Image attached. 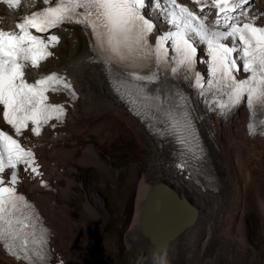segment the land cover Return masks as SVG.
<instances>
[{
	"label": "snow or ice",
	"instance_id": "obj_1",
	"mask_svg": "<svg viewBox=\"0 0 264 264\" xmlns=\"http://www.w3.org/2000/svg\"><path fill=\"white\" fill-rule=\"evenodd\" d=\"M3 2L12 9L21 4ZM192 2L201 14L177 0H42L45 7L17 17L15 30L0 28V245L17 261L51 264L50 230L17 186L25 178L22 173L33 179L43 175L35 145L27 146L30 136L39 137L46 126L55 128L53 120L62 124L67 114L63 103L50 102V94L64 93L68 103L77 98L62 74L33 76L32 69L53 57L50 49L60 43L51 30L66 24L90 30L94 58L128 68L116 91L128 89L135 100L142 99L153 116L163 117L160 122L171 130L166 134L182 145L197 140L200 117L189 95L168 86L169 76L186 81L209 110L215 105L222 116L246 104L249 134L264 136V23L248 15L244 5L251 7L249 0ZM205 7L217 10L211 25ZM153 9L161 11L165 29L157 30ZM197 63L206 71L197 70ZM238 74L247 75L238 79ZM188 151L197 160L204 150L196 143Z\"/></svg>",
	"mask_w": 264,
	"mask_h": 264
},
{
	"label": "bare ground",
	"instance_id": "obj_2",
	"mask_svg": "<svg viewBox=\"0 0 264 264\" xmlns=\"http://www.w3.org/2000/svg\"><path fill=\"white\" fill-rule=\"evenodd\" d=\"M249 4L251 7L248 4L244 5V8L248 9V15L256 14L259 18L255 22L264 23V15H260L264 14V0H249ZM204 11L209 12V8L205 7ZM208 18L214 22L216 18L214 8L209 12ZM72 45L73 41L66 35L62 48L58 52L60 59L57 66L62 65L68 68L67 72L78 87L81 97L74 106L69 107L71 116L66 123L63 135L46 136L41 140L30 138L27 145L30 147L32 145L41 147L44 144L45 146L57 145L58 150L54 153L45 151V146L41 148L46 161L55 155L56 158L65 161L70 158L69 160L79 167L96 165L105 169V162L99 160L100 156L97 153H92L95 146L91 143L84 146L82 156L77 160L72 157L76 154V148L82 144L79 139L96 137L99 147L110 148L113 143L124 140L129 131L133 132L136 139L148 148L147 153L152 158L150 161L152 164L147 173L141 176L137 175L139 167H134L137 206L133 220L125 232L126 246L131 248L135 236H142L147 246L140 250L147 249L149 264H157L158 257L162 258L165 264H216L221 259L236 264H254L259 256L249 243V230L246 222L252 213H256L264 225V146L258 139L245 136L242 127L245 112L242 110L237 112V117L232 124L216 126L215 122H210L206 127L210 162L218 177L220 187L215 193L205 186H196L185 176L170 169L169 165L176 148L164 141L157 142L150 134V125L140 121L121 105L110 84L103 75L99 74L98 69L81 63L88 57L82 40L79 39L76 51L71 50ZM69 166L71 168L67 167L64 175L59 174V166L54 170L59 178L66 176L62 180L66 179L69 183L60 188L65 203L63 202V205L60 204L58 209L53 210L47 201H43L42 212L47 214V221L53 228L54 238L61 237L69 248L68 256L63 258V264H82L79 261L80 256L77 250L90 232L94 244L99 241L106 244L107 241L100 228L101 213L97 207L88 203L85 204L84 210L95 217L92 229L89 225L83 224L84 227L77 228L78 232L74 235L72 224L69 221L66 195L75 181L73 179L76 178L77 168L70 163ZM111 175L116 178L117 171L112 172ZM160 181L172 185L198 211L195 222L164 254H158L154 250L148 239L141 234L139 227L144 198L153 185ZM107 237L111 241V246L119 242V236L113 238L109 235ZM84 245L81 248L83 257L87 254L86 244ZM261 250L264 252V248ZM94 252L98 254V251ZM3 262L23 264L6 258L0 250V264Z\"/></svg>",
	"mask_w": 264,
	"mask_h": 264
},
{
	"label": "rangeland",
	"instance_id": "obj_3",
	"mask_svg": "<svg viewBox=\"0 0 264 264\" xmlns=\"http://www.w3.org/2000/svg\"><path fill=\"white\" fill-rule=\"evenodd\" d=\"M127 137L124 140L121 139L120 142H116V144L113 143L110 148L107 146L99 147L96 137L84 140L79 139L82 144H78L79 148L75 147L76 154L72 157L77 160L82 156L84 146L87 143H91L95 146L92 153L95 152L100 156L99 160L105 162L104 166L108 170L106 167L104 169L96 165L79 167L75 165V162L73 163L69 160L70 158L68 159V163L77 168L75 181L71 184L66 195L68 198L66 204L70 216L69 221L72 224L73 233L76 235L78 229L84 227L85 224L92 229L95 217L84 210L85 204L88 203L99 209L102 216L100 228L105 235V241H107L106 244L100 241L94 244L91 232L87 239L81 238L83 239V243L79 247L81 251L78 249L77 253L82 264H149L147 249L145 248V251L140 250V248L147 246L144 239L141 238L142 236L136 235L133 240L134 243L131 242L133 246L128 248L126 246L125 232L133 220L137 206V183L134 167H139L137 175L141 176L147 173L152 164L150 162L152 158L148 156V148L136 139L133 132L129 131ZM92 153L90 154L92 155ZM115 171H117L116 178L111 175ZM66 184H69L66 179L59 180L61 188ZM57 195L59 205H63L65 201L63 193L60 191ZM255 214L252 213L248 217L246 227L249 230V243L252 245L251 247L255 248L259 256V259H256L254 264H264V252L261 250V248H264V225L260 216ZM108 234L113 238L119 236V242L117 244L113 243L111 246V241L107 237L109 236ZM54 243L56 250L63 258H66L69 248L64 240H61V237L59 239L56 238ZM84 244H86L87 248L85 257H83L81 249L83 248L82 246H85ZM95 250L98 251V254H94ZM142 253L145 254L144 257H142ZM1 264L9 263L3 262ZM216 264L236 263L221 259Z\"/></svg>",
	"mask_w": 264,
	"mask_h": 264
},
{
	"label": "water",
	"instance_id": "obj_4",
	"mask_svg": "<svg viewBox=\"0 0 264 264\" xmlns=\"http://www.w3.org/2000/svg\"><path fill=\"white\" fill-rule=\"evenodd\" d=\"M198 211L172 185L157 182L145 196L139 227L158 254H164L196 220ZM145 256L144 253L141 254Z\"/></svg>",
	"mask_w": 264,
	"mask_h": 264
},
{
	"label": "clouds",
	"instance_id": "obj_5",
	"mask_svg": "<svg viewBox=\"0 0 264 264\" xmlns=\"http://www.w3.org/2000/svg\"><path fill=\"white\" fill-rule=\"evenodd\" d=\"M157 264H165L164 260L162 258H157Z\"/></svg>",
	"mask_w": 264,
	"mask_h": 264
},
{
	"label": "trees",
	"instance_id": "obj_6",
	"mask_svg": "<svg viewBox=\"0 0 264 264\" xmlns=\"http://www.w3.org/2000/svg\"><path fill=\"white\" fill-rule=\"evenodd\" d=\"M73 180H75V179H73Z\"/></svg>",
	"mask_w": 264,
	"mask_h": 264
}]
</instances>
